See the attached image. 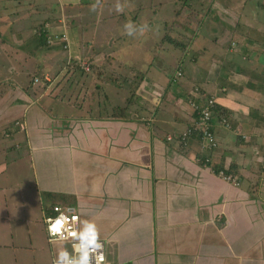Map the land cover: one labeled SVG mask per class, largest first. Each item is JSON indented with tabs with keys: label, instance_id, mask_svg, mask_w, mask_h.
<instances>
[{
	"label": "crops",
	"instance_id": "1",
	"mask_svg": "<svg viewBox=\"0 0 264 264\" xmlns=\"http://www.w3.org/2000/svg\"><path fill=\"white\" fill-rule=\"evenodd\" d=\"M186 1L183 15L177 13L181 0L138 4V13H144L141 24L146 22L149 29L157 26L149 19L151 14L145 13L153 7L157 8L154 13L169 11L157 21L159 29L164 21L163 28L170 32L153 38L149 30L121 41L135 43L145 60L141 70L128 66L129 74L125 71L122 80L116 78L127 65L121 56L115 57L118 69L110 62L101 67L100 53L92 56L93 38L84 49L83 42L67 29L68 9L79 7L81 0L50 5L47 0H5L0 24L20 22L19 31L32 28V32L14 33L10 38L7 30L0 35L1 41L8 37L16 53H30L34 62L38 59L48 65L57 63L62 56L59 51L67 53L63 67L55 74L44 73L40 83L49 85L44 96L52 100L55 84L63 78L64 104L69 109L59 114L54 104L49 111L45 109L42 99L27 103L35 92L29 89L36 76L29 86L13 84L10 91L0 92L8 96L21 92V101L15 99L11 106H4L0 99V127L4 125L5 130V137L0 133V138L12 137L5 128L8 109L13 107L9 119L19 124L15 129L24 133L27 149L16 148L11 160L23 163L25 173L29 168L34 179L33 187H21L15 181L10 191L19 195L20 202L26 201V193L32 196L31 202L37 208L41 205V216L51 205H44L39 193L69 195L68 208L75 201L80 220L95 219L105 227L101 235L116 243L114 252L107 255L111 264H264V0ZM94 2L83 5L89 8ZM109 4L102 0L101 7ZM22 5L24 8L19 7ZM35 11L50 17H36ZM63 31L66 49L60 36L56 38ZM46 35H54L55 40L47 43ZM81 59L91 64L89 73L80 69ZM101 72L112 75L105 79ZM93 82L110 93L130 85L135 99L126 104L124 115L116 117L107 109L101 114V107L106 106L100 104L92 106L100 113L88 117L85 111L94 102L88 100ZM208 97L215 99L211 123L218 145L213 150L204 148L195 135L180 139L196 119L189 100L200 102ZM2 147L0 154L4 155L8 149ZM25 156L30 158V167ZM205 157L210 159L208 163H203ZM213 169L234 175L239 184L221 179ZM8 170V164L0 161V249L8 252L2 258L7 259L11 251L13 264L25 263L28 258L23 253L30 255L32 244L35 253L30 259L40 264L49 256L46 247L43 253L41 244L32 239L38 229L30 226L36 213L28 205L17 216L12 208L23 223L20 227L30 231V244L16 241L20 228L8 223L12 220L7 210L6 175L4 179Z\"/></svg>",
	"mask_w": 264,
	"mask_h": 264
},
{
	"label": "rangeland",
	"instance_id": "2",
	"mask_svg": "<svg viewBox=\"0 0 264 264\" xmlns=\"http://www.w3.org/2000/svg\"><path fill=\"white\" fill-rule=\"evenodd\" d=\"M57 1L59 0H47L46 3H48V5L52 4V3H57ZM63 1V0H61ZM89 0H81V5L79 7H72L71 9H68L69 14V22L67 24V29H70V32L75 34L78 38L79 41L83 42L84 45V49H86V46H88L87 44V40H89L91 37L93 38V53L92 56H95L97 54L100 53V56L102 57V59H100V61L98 60V62L100 63L101 67H107L108 66V62H110L112 64V68L118 69L119 68V61L118 63L115 61L117 56H121V58L123 59V62H125L127 65L125 66V68L120 70V73L118 72L116 75V78H121L123 80V74L125 71H127L126 73L129 74V67L133 68L134 70H141L143 67V64H145V60L143 59V52H141V50H137L136 49V44L135 43H122L125 39H132L133 37L135 38V36H127V35H123V25L124 23L131 19L136 25H141V21L144 19V14L143 12H139L137 8L139 7V5H141L143 2H145L146 0H127V6L125 7V11L123 13H117L115 11V3L116 0H103V1H108L110 2L109 5H105L103 7H101L100 9H97L96 11H92V14L90 15L88 13L89 8L85 7L83 4H85V2H87ZM92 1V0H91ZM95 1V0H94ZM183 1V0H182ZM186 1V0H185ZM69 2V0H65V3ZM125 0H121V3H124ZM187 2V1H186ZM15 4L17 5V2H15ZM182 3H180L179 5H181ZM7 3H5V0L0 2V11L2 9V7H6ZM240 5V4H239ZM238 5V6H239ZM20 8H24V6H19ZM167 7V6H166ZM38 8V7H37ZM39 10V9H38ZM151 12L149 13H145V14H151L149 19H152L154 22H152L153 26H157V29H150L151 31V36L154 38L155 36H160V37H165L166 35L169 34L170 29L169 28H163V25H165L164 21L161 22V28L159 29V22L157 21V19H163L165 18V16L167 14H169V11H166V13H163L162 10L154 13L155 10H157V8L153 7L150 9ZM9 11V10H7ZM25 11V10H24ZM37 11H35L36 13ZM21 13V12H20ZM10 15H13V13L10 12ZM22 16H24L23 14H21ZM36 17H40V18H44V17H50V15H47L45 12H41V13H36L35 14ZM35 17V18H36ZM147 17V16H146ZM153 17V18H152ZM163 17V18H162ZM201 15H199V20H203V18H200ZM74 22V23H73ZM31 23V22H29ZM164 23V24H163ZM21 23L19 22L17 23H3L0 24V35L6 33V31L8 30L10 33V37L12 36V34H17V33H21L23 35H28L30 33V31L32 32V28H29L27 30H18V28L20 27ZM169 25V24H168ZM24 27V26H23ZM83 34V37L81 36ZM3 35V36H4ZM139 35V34H137ZM53 39L54 38V35ZM6 37V36H5ZM8 37H6L7 40H5L4 42L0 40V92H8V90L10 89L9 86H13V84L18 85V87H22V86H29L32 83V79L36 76L38 79V83L36 81L35 84L32 85L31 89H29V92H34L33 95H31L28 100H26L27 103H29L30 101H32V105L39 101H42L41 104L42 106L47 109L49 111V107L51 105L54 104V111L56 113H61V111H69V109H66V105L64 104L66 102V95L65 93H63V86H64V79H60L56 84H55V91L53 92L52 96L54 97L52 100L46 96H44L47 92V88H49V85H47V83L44 82V84H41L40 82L42 81V75L44 73H50V74H55L57 73V71L59 70L60 67H63V64L66 62V57H67V53L64 51H59V54L62 56L57 57L56 61L57 63L55 65L53 64H46L45 61H40V60H36L34 62V59H32V57H30V53H20V51L18 50V53H16V47L13 45L14 42H11ZM138 39H141V36H139ZM167 39H164L163 41H166ZM122 41V42H121ZM156 42V41H154ZM29 56L28 60H24L25 57ZM106 60H103V59ZM69 61V60H68ZM75 62V61H73ZM32 63H35L32 67ZM70 63V61H69ZM176 63L172 64V66L169 67V72L173 71L175 68ZM68 66V65H67ZM67 66L65 65L64 68L67 69ZM129 66V67H128ZM66 73L68 72V70H65ZM77 74H79L78 72H76ZM102 75H104V78L106 79L108 75H110L111 77V73L109 74H104L101 73ZM137 75V73H135V76ZM35 77V78H36ZM51 78V77H50ZM91 79V76L89 75V80ZM121 80V81H122ZM95 82L92 83L93 86ZM41 84V85H40ZM45 85V86H42ZM90 89V93L89 94V98L88 100L94 101L93 104H91V107L86 109V114L88 115V117L91 116H97L100 111H94V107L92 106H96V105H102V106H106L105 108L101 107V114H103L104 110H108L112 112V115L114 113V110L116 107H119L120 110L125 111V105L130 103L131 98L135 99V94L133 93V89L130 85H127L124 90H120L119 92H113L110 93L108 90H106L104 88V86H101L100 84H96L95 87H93ZM36 87H38L37 90ZM14 90V87L13 89ZM86 90H88V88H86ZM10 91V90H9ZM40 93L39 96H35L34 94H38ZM21 94V92H17V94H12L11 96H8L7 94H1L0 95V99L3 100V105L5 106L7 103H11L12 101H14L15 99L20 100L19 95ZM119 95L118 100L116 95ZM59 95V99L58 96ZM13 99V100H12ZM69 100V99H68ZM21 101V100H20ZM65 101V102H64ZM79 102L81 101L80 99L78 100ZM27 103H23V104H27ZM57 104V106H56ZM10 105V104H9ZM8 106V105H7ZM11 106V105H10ZM35 107H37L35 105ZM13 110L14 108L11 107L8 109V111H10V114H7V122H6V130L9 128L11 133H12V137L9 138V136L6 135V138H0V151L4 147H7L8 151L7 153H5L4 155L0 154V161L5 162V164H8L9 170L6 172V174L4 173V179H5V175H6V180L7 182V200L10 201L9 205L7 206V210L9 212V214L12 217V220H10L8 223L10 225H13V228H20V231H17V240L19 242H27L28 244H30V242L28 241V237L27 234H29V230H25L24 228L20 227L21 225H23V223L14 215L15 213L12 212V208L15 209L16 208V215L18 216V214H21V208L22 207H26L27 210V206L29 205V208H31L32 211H34V213H36L35 219L33 220V222L31 223V227L34 226V228H37V230H35L32 234V239L36 242H38L39 244H41L42 249H40L43 253H44V246L46 247L48 256L45 259H41L40 264H50V259H52V257L54 256V253L56 251H58V249L63 246L61 243L58 242H52L50 244L47 243V238H46V234H45V230L42 224V216L40 214V210H41V205H39V208H37L36 204L32 203V196H29L26 193V197H24L26 199L25 202H20L19 201V195L17 193H15L14 191H10V190H14V184L15 181H17L18 183H21L20 186L23 187L24 184H27L30 187H33L32 184L34 185V179H33V175L31 170L28 168L26 170V173L24 171L23 168V163H19L17 160V163L15 161H12L11 159L15 157V151L16 148H24L27 149V147L25 146V136L23 132L17 131L15 129V126H19V124L15 123V119H9V115L13 114ZM72 111H75L74 108L71 109ZM106 114V113H105ZM116 114V113H114ZM118 115H121L118 114ZM18 119V118H17ZM16 119V120H17ZM19 122V121H18ZM15 124V125H14ZM2 127H4V125H2L0 127V133L3 137H5L3 135V133L5 132V130H2ZM16 134V135H15ZM25 143V144H24ZM19 157H17L18 159ZM23 159H27V166L30 167V158L28 156H25ZM35 160L37 162V157H35ZM17 164H20L19 167L17 166ZM48 167L54 168L50 163H48ZM37 168H38V164H37ZM20 171V173L18 172ZM10 191V192H9ZM42 198L44 199V205L46 204V206H50L51 203L50 201L54 200H50L47 199L45 194L43 193H39ZM10 195V196H9ZM59 194H56V198L58 199ZM58 196V197H57ZM16 200V202L14 201ZM61 203V205L63 204L61 201H59ZM69 201L66 202V204ZM75 202V201H74ZM74 202L70 203L72 204V207L74 208L75 212H78V208L77 205L74 204ZM11 204V205H10ZM95 207L97 209L100 208L99 205H95ZM63 210H67V205H64ZM26 213V212H24ZM87 216V214L85 215V217ZM41 218V219H40ZM85 219H90L91 218L87 217ZM95 220V219H94ZM99 229H100V233L104 235V231H105V227L104 226H99V224L97 223ZM103 235H101V239L105 241V245H106V257L110 252H114L116 246V243H111V241L109 240V238L107 237H103ZM31 246V254H25L23 253V255H26L28 258V261L25 263H21V264H37L36 261L31 260V256L34 255V250H33V245L30 244ZM7 253H3L2 249H0V258H2L3 255H6ZM4 263L3 264H13L15 260L14 259V253H12L11 251L9 252L8 258H2ZM113 262H115V259L113 260ZM107 264H111L110 261L108 260Z\"/></svg>",
	"mask_w": 264,
	"mask_h": 264
},
{
	"label": "clouds",
	"instance_id": "3",
	"mask_svg": "<svg viewBox=\"0 0 264 264\" xmlns=\"http://www.w3.org/2000/svg\"><path fill=\"white\" fill-rule=\"evenodd\" d=\"M101 6L102 0H95L89 6V9L90 11H96ZM126 6L127 0L124 3H121V0H116L115 11L123 13ZM149 30V25L146 22L136 25L129 19L123 25L122 34L127 36L144 35ZM47 210L50 211V207ZM54 211L59 213V215L48 217L45 221L49 243H52L54 240L67 241L69 239L73 243L71 245V252L66 247L61 246L54 253L52 264H107L105 241L101 239L100 229L95 220H80L78 215H67L60 208H55Z\"/></svg>",
	"mask_w": 264,
	"mask_h": 264
},
{
	"label": "built area",
	"instance_id": "4",
	"mask_svg": "<svg viewBox=\"0 0 264 264\" xmlns=\"http://www.w3.org/2000/svg\"><path fill=\"white\" fill-rule=\"evenodd\" d=\"M57 36L58 37H56V38H59V36H60V38L63 40V42H64L63 47L65 49L68 48L69 46H68L66 32L63 31L60 35H57ZM53 40L54 39H53L52 35H46L45 41L47 43H51ZM79 67L83 72H90V70H91V64L86 59H81L79 61ZM180 75H181V72L177 71L176 76H180ZM34 81H38V80L35 78ZM189 104L196 113V119L190 126L186 127V129L180 135V139L184 140L189 136L195 135L203 142L204 148H206L208 150L215 149L218 145V142H217L216 137L214 135V132L212 130V123H211L212 111H213V108L215 106V99L213 97H208V98H206L200 102L196 101L194 99H190ZM222 122H223L225 127H228V122L226 121V119H223ZM20 127L23 128L22 124H20ZM167 139H170V137H167ZM209 160L210 159L208 157H205L203 159V163H208ZM212 171L217 176H219L221 179H223L227 182H230L234 185L239 184L238 179L234 175L228 173L227 171H225L223 169H213ZM64 205L65 204H62V205L61 204H54V205L50 206V211L49 210H46V211L43 210V212H42V223L44 225L45 234H46V238H47L48 242H49V235H48V231H47V224L45 223V221L48 217H56L57 215H59V213L54 211L55 208H60V210L64 211L65 214H67V215H78V213L75 212L72 207L68 208V206H67V210L66 211L63 210L62 207ZM70 208L72 209V211H68V210H70ZM53 242L61 243L63 245V247H66L70 252L72 251L71 245H72L73 241L71 239H69L67 241L54 240ZM52 259H53V257H52ZM52 259H51V264H52Z\"/></svg>",
	"mask_w": 264,
	"mask_h": 264
},
{
	"label": "trees",
	"instance_id": "5",
	"mask_svg": "<svg viewBox=\"0 0 264 264\" xmlns=\"http://www.w3.org/2000/svg\"><path fill=\"white\" fill-rule=\"evenodd\" d=\"M182 1V0H181ZM182 5H180V8H178L177 9V13H179L180 15H183V14H185V7H184V3H186V1L185 0H183L182 2ZM102 73V72H101ZM126 106V105H125ZM114 113H116V114H114V116H116V117H118V116H121V115H124V113H125V111L123 110V112H122V110H120L119 109V107H116L115 108V110H114ZM121 113V115H118V114H120ZM43 194H45V196H46V198L47 199H50V200H52V199H54V200H52V202H57L58 200H56L57 198H56V194H59V193H53V192H45V193H43ZM59 196V197H58ZM57 197H58V199H60V201L63 203V204H65L66 205V202H67V200H68V197L67 196H69V195H67V194H59ZM42 197V196H41ZM66 198H67V200H66ZM73 200H74V198H73ZM43 201H44V199H43ZM59 202V201H58ZM54 203H52L51 205H53ZM60 203V202H59ZM125 264H129V263H125Z\"/></svg>",
	"mask_w": 264,
	"mask_h": 264
},
{
	"label": "water",
	"instance_id": "6",
	"mask_svg": "<svg viewBox=\"0 0 264 264\" xmlns=\"http://www.w3.org/2000/svg\"><path fill=\"white\" fill-rule=\"evenodd\" d=\"M70 210H72V209L70 208Z\"/></svg>",
	"mask_w": 264,
	"mask_h": 264
}]
</instances>
